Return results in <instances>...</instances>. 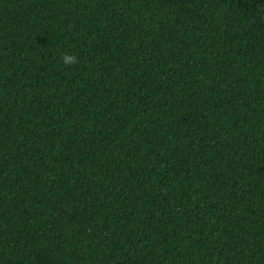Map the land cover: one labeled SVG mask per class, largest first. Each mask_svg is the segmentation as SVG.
Segmentation results:
<instances>
[{
	"label": "trees",
	"instance_id": "1",
	"mask_svg": "<svg viewBox=\"0 0 264 264\" xmlns=\"http://www.w3.org/2000/svg\"><path fill=\"white\" fill-rule=\"evenodd\" d=\"M263 13L0 0V264H264Z\"/></svg>",
	"mask_w": 264,
	"mask_h": 264
},
{
	"label": "clouds",
	"instance_id": "2",
	"mask_svg": "<svg viewBox=\"0 0 264 264\" xmlns=\"http://www.w3.org/2000/svg\"><path fill=\"white\" fill-rule=\"evenodd\" d=\"M75 62H76V57L74 55L65 54L63 56V63L65 65H70V64H73Z\"/></svg>",
	"mask_w": 264,
	"mask_h": 264
},
{
	"label": "bare ground",
	"instance_id": "3",
	"mask_svg": "<svg viewBox=\"0 0 264 264\" xmlns=\"http://www.w3.org/2000/svg\"><path fill=\"white\" fill-rule=\"evenodd\" d=\"M253 4V3H252ZM254 10V9H253ZM251 11V10H250ZM264 14V13H263Z\"/></svg>",
	"mask_w": 264,
	"mask_h": 264
}]
</instances>
